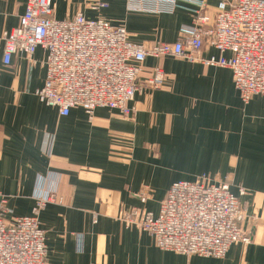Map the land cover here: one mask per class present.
<instances>
[{
	"label": "crops",
	"instance_id": "1",
	"mask_svg": "<svg viewBox=\"0 0 264 264\" xmlns=\"http://www.w3.org/2000/svg\"><path fill=\"white\" fill-rule=\"evenodd\" d=\"M161 1L174 6L52 3L58 20L81 13L124 27L135 43H174L192 25L199 2L212 18L232 0ZM98 2L106 7L91 9ZM25 3L0 0V196L9 220L30 216L53 196L38 217L47 264H264V98L243 104L226 68L147 58L141 77L160 67L165 87L137 93L129 118L106 108L91 120L81 108L62 117L36 95L46 72L40 48L30 59L16 54L3 63L4 34L18 25ZM201 55L219 56L209 47ZM202 175L226 182L244 208L250 242L233 244L224 258L161 251L151 236L119 221L122 210L134 207L156 215L174 182Z\"/></svg>",
	"mask_w": 264,
	"mask_h": 264
},
{
	"label": "built area",
	"instance_id": "2",
	"mask_svg": "<svg viewBox=\"0 0 264 264\" xmlns=\"http://www.w3.org/2000/svg\"><path fill=\"white\" fill-rule=\"evenodd\" d=\"M127 1H154L161 11L174 6L161 0ZM197 6L192 25L181 31L176 42L135 43L124 27L102 18L88 20L78 13L58 20L52 0H26L18 25L4 34L3 63L9 65L16 54L30 59L40 48L46 72L36 95L62 117L81 108L91 120L96 109L106 108L129 118L137 93L160 90L166 82L160 67L141 77L147 58L170 57L226 68L243 104L254 96L264 98V0H232L212 18L203 1ZM105 7L98 2L91 9ZM204 47L219 56L202 57ZM49 197L53 196L39 201L30 216L9 220L6 198L0 196V264H47L46 237L38 217ZM140 200L144 203L146 197ZM244 213L226 183L202 175L194 181L174 182L156 215L130 208L118 219L125 228L151 236L161 251L222 259L233 244L250 242L242 227Z\"/></svg>",
	"mask_w": 264,
	"mask_h": 264
},
{
	"label": "rangeland",
	"instance_id": "3",
	"mask_svg": "<svg viewBox=\"0 0 264 264\" xmlns=\"http://www.w3.org/2000/svg\"><path fill=\"white\" fill-rule=\"evenodd\" d=\"M164 87H165V84H164ZM164 87H163V88H164ZM181 181H184V180H181ZM224 183H226V182H224ZM226 184H227V183H226ZM229 191H230V190H229ZM159 204H160V203H159ZM134 208H135V207H134ZM129 209H130V208H129ZM125 210H128V209H125ZM125 210H122V211H125ZM122 211H121V212H122ZM146 211H147V210H146ZM148 212H150V211H148ZM150 213H151V212H150ZM8 214H9V213H8ZM8 214H7V215H8ZM31 214H32V213H31ZM7 215H6V218H7ZM24 217H26V216H24ZM15 218H16V217H15ZM7 219H8V218H7ZM43 231H44V230H43ZM45 237H46V234H45ZM46 247H47V246H46Z\"/></svg>",
	"mask_w": 264,
	"mask_h": 264
}]
</instances>
